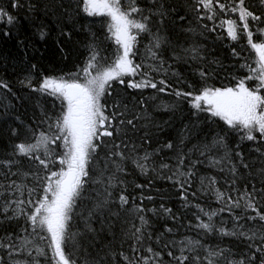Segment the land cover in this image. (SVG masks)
Returning <instances> with one entry per match:
<instances>
[{"label": "trees", "instance_id": "trees-1", "mask_svg": "<svg viewBox=\"0 0 264 264\" xmlns=\"http://www.w3.org/2000/svg\"><path fill=\"white\" fill-rule=\"evenodd\" d=\"M119 1L0 0V264H264V0Z\"/></svg>", "mask_w": 264, "mask_h": 264}, {"label": "rangeland", "instance_id": "rangeland-1", "mask_svg": "<svg viewBox=\"0 0 264 264\" xmlns=\"http://www.w3.org/2000/svg\"><path fill=\"white\" fill-rule=\"evenodd\" d=\"M103 4L104 1H102ZM117 3L115 1H107V5L109 9H112L113 5ZM123 34V32H121ZM258 55V65L261 71V76L264 77V47H259L257 50ZM122 64V61L120 62ZM117 74L116 70H108L103 72L93 79L88 80L82 85V94L87 97L88 109H87V116L89 124L93 125V113L96 108V104L98 102V97L100 94L101 88L105 85L104 83L109 79L113 78ZM71 92V91H70ZM249 94L245 87H239L235 90L230 91H223L212 93L204 96V101L209 107L220 116L226 118L227 120L234 121V116L238 112V109H243L247 107L249 103L245 100V97H248ZM250 97V96H249ZM255 96L250 98V101H255ZM76 102V101H75ZM80 117L77 113H70L64 123V132L66 134L67 144L69 145V150L72 149L73 152L78 149V158L83 157V164H85V159L88 157L90 147L95 138V131L92 132V125L89 126V130L86 135L82 137V143L80 146L78 135L75 133V130L80 131V124L78 122V118ZM258 120H264V108ZM257 120V121H258ZM259 122V121H258ZM85 128V126L83 127ZM80 135V134H79ZM82 173L78 174L80 176ZM74 175V174H73ZM67 176H72L71 172L66 173ZM75 176V175H74ZM68 178V177H67ZM61 186V185H60ZM62 217L59 219L56 227L62 223Z\"/></svg>", "mask_w": 264, "mask_h": 264}]
</instances>
